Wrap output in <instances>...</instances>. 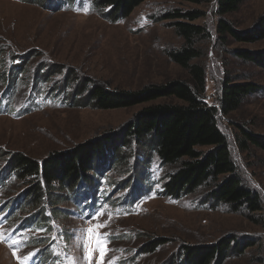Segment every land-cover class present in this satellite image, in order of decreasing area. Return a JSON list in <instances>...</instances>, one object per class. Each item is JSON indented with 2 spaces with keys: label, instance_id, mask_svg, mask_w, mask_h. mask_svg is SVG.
<instances>
[{
  "label": "rangeland",
  "instance_id": "obj_1",
  "mask_svg": "<svg viewBox=\"0 0 264 264\" xmlns=\"http://www.w3.org/2000/svg\"><path fill=\"white\" fill-rule=\"evenodd\" d=\"M106 12L92 0H0V54L21 57L26 64L23 69L32 73L25 80L19 75L14 105L24 99L33 81L39 82L35 90L41 93L51 88L44 101L33 104L29 99L17 113L0 114V173L19 154L38 161L52 154L65 158L77 146L112 142L119 152L111 145L98 156L87 181L69 189L53 184L42 207L27 214L36 224L41 223V228H46L38 222L41 211L47 220L54 219L60 232L47 235V242L63 251L68 247L72 264H186L185 247L212 246L229 237L236 238L237 248L218 264H264V151L252 146L241 150L239 146L242 129L264 137V67L236 55L244 51L264 53V39L252 44L231 39L222 43L216 29L223 18L240 33L252 31L264 21V0H243L236 12L221 18L214 0H145L120 21L109 20ZM172 12H198L201 17L191 24L208 33L195 43L199 58L193 61L205 69V102L217 106L221 86L228 80L260 88L245 98L236 112L219 117L235 167L233 175L259 197V211H234L225 204L213 207L206 200L205 188L178 200L165 196L168 172L151 158L143 169H137L136 155L126 156L121 142L131 121L147 104L98 110L88 105L86 95L78 96L77 89L84 84L110 92L137 91L186 79V72L169 59V53L183 45L171 26L173 21L163 20ZM46 75L51 78H44ZM19 114L22 116L17 117ZM14 185H7L0 193V202L7 201L3 216L16 200L22 204L28 191L25 185ZM50 195L55 202L60 201L55 212ZM97 211L103 214L93 220ZM105 222L99 232L106 238L107 251L103 255L91 251L89 259L94 240L89 243L86 230ZM8 229L0 225V264H22L1 236ZM149 241L165 243L155 253L145 254Z\"/></svg>",
  "mask_w": 264,
  "mask_h": 264
},
{
  "label": "trees",
  "instance_id": "obj_2",
  "mask_svg": "<svg viewBox=\"0 0 264 264\" xmlns=\"http://www.w3.org/2000/svg\"><path fill=\"white\" fill-rule=\"evenodd\" d=\"M32 1L48 3L50 0ZM92 1L99 10L107 9L105 17L109 20L120 21L127 19L145 0ZM214 1L216 14L221 18L236 12L243 0ZM200 15L198 12H172L163 16V20L173 21L171 26L183 40L179 50L169 53V59L186 72V79H176L159 85L152 84L137 91L110 92L105 87L96 85L90 89L84 84L82 87L80 85L77 93L78 96L86 95L88 105L98 110L127 109L147 104L131 121L121 142L127 150L126 156L136 155L134 162L137 169H143L151 158L152 161L159 162L162 169L168 172V181L164 185L165 196L178 200L183 195H190L200 188H205L208 192L206 200H210L213 207L225 204L234 211L244 208L252 213L260 210L259 197L242 187L240 179L233 175L235 167L227 138L219 126V117L226 118L236 112L243 100L258 93L260 88L252 83L232 84L228 80L221 86L217 106L205 102V69L201 64L193 63L199 58V53L194 48L195 43L208 37L205 28L191 24L200 18ZM216 29L222 43L226 39H231L237 43L252 44L264 39L263 20L252 31L240 33L221 18ZM236 55L244 62L264 67V53L255 54L244 51L237 52ZM24 67L26 64L21 57L0 54V86H2L0 114L17 113L21 104L29 99L38 98L40 102L44 101L51 89L41 93L35 90L39 82L33 81L24 99L19 105H14L16 91L20 89L19 75L22 74L25 80L32 74L31 71L27 73ZM46 77L51 78L50 75L44 78ZM69 82L66 81V84ZM31 103H33L32 100ZM20 116L22 114L17 115V117ZM240 133L241 150H247L249 146H252L264 151V137L255 136L243 129ZM111 143L94 144L89 147L80 145L72 150L69 157L52 154L40 161L19 154L11 166L7 167L3 177L11 173L9 186L21 184L28 187L20 206V210L24 211L23 214L27 215L42 207L45 195L53 190V184L69 189L74 188L73 186L81 181H87L96 158L105 154L108 147H111ZM113 151L119 152L118 147H114ZM124 163H126L125 160ZM126 169L129 171V166ZM59 202H55V197L50 195L49 203L53 212L56 211ZM22 215L18 219L22 218ZM39 216L38 222L45 223L46 217L42 215V211ZM222 240L220 243L207 247H185L183 250V255L187 257L185 263L218 264V260L222 262L237 248L235 237ZM164 243V241H149L143 252L155 253ZM250 245L251 243L245 244L241 252ZM172 264L177 263L174 261Z\"/></svg>",
  "mask_w": 264,
  "mask_h": 264
},
{
  "label": "snow or ice",
  "instance_id": "obj_3",
  "mask_svg": "<svg viewBox=\"0 0 264 264\" xmlns=\"http://www.w3.org/2000/svg\"><path fill=\"white\" fill-rule=\"evenodd\" d=\"M102 214L103 213L101 211H97L92 215V219L95 220L98 216ZM106 224L107 222H105L104 224H98L95 225L94 228L86 230L89 233V243L93 244V240H94L93 247L90 249L89 259H91V251H100L101 255H103L107 251V249L104 248V244L106 243V238L104 234L99 232V229L105 227Z\"/></svg>",
  "mask_w": 264,
  "mask_h": 264
}]
</instances>
